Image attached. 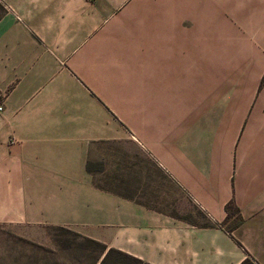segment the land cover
I'll return each instance as SVG.
<instances>
[{
    "label": "crops",
    "instance_id": "crops-1",
    "mask_svg": "<svg viewBox=\"0 0 264 264\" xmlns=\"http://www.w3.org/2000/svg\"><path fill=\"white\" fill-rule=\"evenodd\" d=\"M0 105V222L264 264V0H0Z\"/></svg>",
    "mask_w": 264,
    "mask_h": 264
},
{
    "label": "rangeland",
    "instance_id": "rangeland-1",
    "mask_svg": "<svg viewBox=\"0 0 264 264\" xmlns=\"http://www.w3.org/2000/svg\"><path fill=\"white\" fill-rule=\"evenodd\" d=\"M106 250L71 227L0 222V264H145Z\"/></svg>",
    "mask_w": 264,
    "mask_h": 264
},
{
    "label": "trees",
    "instance_id": "trees-1",
    "mask_svg": "<svg viewBox=\"0 0 264 264\" xmlns=\"http://www.w3.org/2000/svg\"><path fill=\"white\" fill-rule=\"evenodd\" d=\"M226 207H227V210L232 211V210H231V209H232V206L230 207L229 205H227ZM96 242H98V241H96ZM98 243L102 246L103 249L106 248V245H105V244H103V243H101V242H98ZM110 252H114V253H117V254H119V255L125 256V257H127L128 259H131V260L139 261V260H138L137 258H135V257H132V256L126 254V253H123V252H121V251H118V250H116V249H112V248H108V249L106 250V253H105V255H104V258H106V256H108V254H109ZM104 258H103V259H104Z\"/></svg>",
    "mask_w": 264,
    "mask_h": 264
},
{
    "label": "built area",
    "instance_id": "built-area-1",
    "mask_svg": "<svg viewBox=\"0 0 264 264\" xmlns=\"http://www.w3.org/2000/svg\"><path fill=\"white\" fill-rule=\"evenodd\" d=\"M2 109V106L0 105V110Z\"/></svg>",
    "mask_w": 264,
    "mask_h": 264
}]
</instances>
